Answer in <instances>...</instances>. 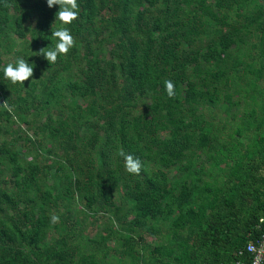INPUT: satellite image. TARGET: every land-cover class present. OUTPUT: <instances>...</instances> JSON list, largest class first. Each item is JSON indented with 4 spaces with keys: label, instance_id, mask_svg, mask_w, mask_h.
I'll return each instance as SVG.
<instances>
[{
    "label": "trees",
    "instance_id": "trees-1",
    "mask_svg": "<svg viewBox=\"0 0 264 264\" xmlns=\"http://www.w3.org/2000/svg\"><path fill=\"white\" fill-rule=\"evenodd\" d=\"M77 4L64 25L46 0H0V69L34 65L24 83L0 71V264L247 263L264 232V0ZM61 27L75 44L48 64ZM73 206L109 227L82 235Z\"/></svg>",
    "mask_w": 264,
    "mask_h": 264
},
{
    "label": "clouds",
    "instance_id": "clouds-1",
    "mask_svg": "<svg viewBox=\"0 0 264 264\" xmlns=\"http://www.w3.org/2000/svg\"><path fill=\"white\" fill-rule=\"evenodd\" d=\"M46 3L49 8L53 7V5L59 6L58 11L55 13V18L64 25L70 24L73 20L78 18L79 9L77 0H46ZM51 36L57 41L54 47H43L37 53V55H42L44 59L47 60L48 64L55 63L59 55H66L75 44L73 36L66 27H61L52 31ZM33 68V64L30 65L28 61L20 58L17 59L15 65L9 63L0 69V71H3L4 77L9 79L12 83H24L33 76ZM164 87L169 98L175 95V85L171 80H164ZM119 155L124 159L126 172L136 175L140 173L142 164L139 158L126 154L123 150L119 152ZM51 221L56 223L59 221V218L54 215L51 217Z\"/></svg>",
    "mask_w": 264,
    "mask_h": 264
},
{
    "label": "rangeland",
    "instance_id": "rangeland-1",
    "mask_svg": "<svg viewBox=\"0 0 264 264\" xmlns=\"http://www.w3.org/2000/svg\"><path fill=\"white\" fill-rule=\"evenodd\" d=\"M231 19H235V16L233 15V13H231ZM16 43L18 44L20 42V40H15ZM15 49H18V46H16ZM14 57V54L11 53L10 55H2V59L5 61V62H8L10 61L12 58ZM243 111V108H241L239 110V113H242ZM23 129L25 128V126L22 127ZM15 129H17V127L15 126ZM23 129H21V131L17 132L18 134H21L23 135ZM242 141H244V139H242ZM19 143L17 145H23V143L21 141H18ZM245 142V141H244ZM27 154L31 155V153L27 152ZM31 158V156H27L24 160V162H27L29 159ZM205 164H204V163ZM208 160L204 158V156L201 157L200 159V163H203V165H206L208 164ZM7 179V177L5 178ZM79 206L76 207L73 206L72 207V210H71V213H70V217L72 219V223H75L77 222L78 223V229H82L81 233L82 235H85L87 237H89L90 239L91 238H94L96 233H99L101 232L103 229L109 227V222L107 221L106 218H103L101 220H99L96 225H92L90 219H84L82 214L79 213ZM72 223L70 225H72ZM145 241H147L149 243V245L151 247L155 246L156 243L158 242V239L155 237H152V236H145ZM121 243L119 242V244H114V243H110V247L113 249L112 251V255L114 256V258H116V253H115V250H120L121 248ZM114 261V260H113Z\"/></svg>",
    "mask_w": 264,
    "mask_h": 264
},
{
    "label": "built area",
    "instance_id": "built-area-1",
    "mask_svg": "<svg viewBox=\"0 0 264 264\" xmlns=\"http://www.w3.org/2000/svg\"><path fill=\"white\" fill-rule=\"evenodd\" d=\"M262 222H264V218L260 220V223ZM245 253L249 256V261L247 263L238 261L236 264H264V232L254 242H249L246 245Z\"/></svg>",
    "mask_w": 264,
    "mask_h": 264
}]
</instances>
